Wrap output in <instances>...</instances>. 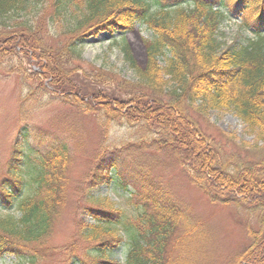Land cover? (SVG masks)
<instances>
[{
  "label": "trees",
  "instance_id": "obj_1",
  "mask_svg": "<svg viewBox=\"0 0 264 264\" xmlns=\"http://www.w3.org/2000/svg\"><path fill=\"white\" fill-rule=\"evenodd\" d=\"M230 14L252 33L243 43L218 40L220 24ZM135 24L149 35L143 40L145 65L136 67L124 42L121 52L137 80L108 74L104 79L125 99L87 93L72 81L79 72L80 48L90 36L103 32L117 45ZM20 49L34 52L41 68L30 78L49 79L48 84L38 81L39 89L66 97L83 111H96L99 123L118 118L138 124L137 133L147 134L141 140L155 154L175 159L211 201L233 204L255 217L259 228L246 222L249 244L232 264H264V0H0V57L9 59ZM224 109L255 136L253 144L242 145L245 154L241 147L225 152L189 115L204 119L208 112ZM30 132L34 145L16 146L3 162L0 153V259L11 257L12 264L45 259L55 219L73 198L70 143L48 131L42 138L40 132ZM19 133L29 138V132ZM132 145L127 140L107 148L77 183L83 197L75 198L71 247L77 242L87 246L66 264H181L194 252L195 257L203 253L196 250L197 242L200 250L207 243L203 229L160 178L151 169L135 170L132 177L118 165ZM103 184L115 185L121 197L128 195L134 209L96 197L93 189ZM86 201L90 204L79 206ZM123 234L131 237V245L120 263L112 254ZM170 237L181 252L176 259L164 252Z\"/></svg>",
  "mask_w": 264,
  "mask_h": 264
},
{
  "label": "rangeland",
  "instance_id": "obj_2",
  "mask_svg": "<svg viewBox=\"0 0 264 264\" xmlns=\"http://www.w3.org/2000/svg\"><path fill=\"white\" fill-rule=\"evenodd\" d=\"M229 17L220 24L218 31L220 42L224 44L243 43L252 36L250 31L240 28L239 16L230 14ZM147 36H149L148 32L141 24H135L132 31L120 36L117 45H111L110 39L103 32L97 36H90L80 48L82 57L75 64L79 72L72 76V81L85 88L87 93L98 91L109 94L111 97L118 96L125 99L126 96L118 93L114 85L105 84L104 79L108 74V76H118L123 80H135L136 71L123 57L121 45L123 42L126 43L136 62V67L142 68L146 62L143 40ZM29 53L26 54L20 49L19 53L16 52L9 59L0 57V153L2 162L16 146H29L34 143L30 130L33 133L40 132L38 138H42L41 135L46 131L61 139L66 138L73 153V164L69 171L70 180L73 182L69 191L73 198L68 201L61 214L55 219L53 236L48 243L51 249L43 251L45 259L39 264H66L70 255L81 253L87 246L86 243L77 242L74 247H71L73 222L76 217L74 210L78 203L75 198L82 196L79 193L82 192L81 186H77V183H82L84 176L92 169L97 156L107 148L122 146V143L127 140L133 145L129 149L127 159L120 161L118 165L126 169L130 176L135 174V170L151 169L153 174L160 178L159 181L168 187L171 195L187 208V215L192 222L207 232L201 230L205 237L203 240L207 241L204 248L200 250L199 242L196 245L198 246L196 250L203 253L195 257L194 252V256H190L187 262H181V264H232L235 255L249 244L246 222L249 221L250 227L254 229L259 228L255 223V217L250 218L244 210L236 208L233 204L220 200L211 201L209 196L204 195L198 186H194L189 181L183 167L177 164L175 159H170L163 153L155 154L157 153L155 149L141 140L145 139L147 134L137 133L138 124L130 126L118 118L105 119L104 122L99 123L101 115L96 111L87 107L83 111V108L79 109L70 99L53 93L48 94L47 91L39 89L42 83L39 84L38 81L41 80L44 84H48L49 79L46 81L39 78L35 82L30 78L34 72L41 71V68L36 64L35 53L31 55ZM26 83L29 84L27 87ZM189 115L196 121L202 133L220 143L225 152L236 151V148L241 147L240 151L245 154L246 151L242 145L253 144L256 140L231 110H213L208 112L204 119L193 112ZM66 128L72 129L71 132L67 133ZM20 130L26 131L27 134L29 132V138L19 133ZM76 141L77 145L74 143ZM35 146L39 151L42 150L40 148L43 145L38 146L35 143ZM93 190L96 197L115 201L122 208L134 209V205L129 202L128 195L121 197L117 194L118 190L115 185L110 184L106 187L103 184ZM104 203L106 201H101V204ZM89 204L86 201L79 206L83 208ZM130 241L131 237L123 234L121 245L113 250L112 255L116 261L123 262L130 248ZM45 247L47 248V244ZM164 252L172 259L180 256L179 247L174 245V237L168 239ZM13 260L11 257H3L0 259V264H12Z\"/></svg>",
  "mask_w": 264,
  "mask_h": 264
}]
</instances>
